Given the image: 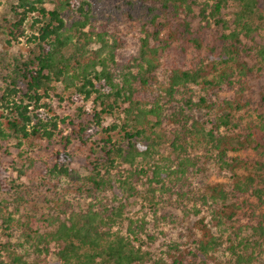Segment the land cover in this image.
<instances>
[{"label":"trees","instance_id":"1","mask_svg":"<svg viewBox=\"0 0 264 264\" xmlns=\"http://www.w3.org/2000/svg\"><path fill=\"white\" fill-rule=\"evenodd\" d=\"M234 2L231 18L228 0L5 2L0 140L61 147L48 187L0 163V264H264V42L245 41L264 13ZM58 83L65 112L43 100ZM77 149L89 174L66 164ZM59 186L87 202L22 217L6 201Z\"/></svg>","mask_w":264,"mask_h":264},{"label":"rangeland","instance_id":"2","mask_svg":"<svg viewBox=\"0 0 264 264\" xmlns=\"http://www.w3.org/2000/svg\"><path fill=\"white\" fill-rule=\"evenodd\" d=\"M7 0H0V9L2 12L5 10L2 8L5 5V2ZM17 0H14L16 3ZM134 1V0H131ZM198 2H204V0H197ZM261 1L262 10L264 13V0ZM229 7L224 9V17L231 18L234 15V11L236 10V4L234 0H228ZM127 4L125 2L124 8H126ZM2 17V16H1ZM0 17V23H2V19ZM25 26H29V22L27 21ZM216 27V26H215ZM29 31V30H28ZM27 31V32H28ZM264 31L261 33L256 34L257 41H251V39H245L248 46L259 47V45L264 42ZM16 47L19 46H26L24 48L29 52L28 44H26V38L22 37L19 42H15ZM32 46V45H31ZM92 48L96 49L98 48L97 43H92ZM256 53V52H255ZM253 64V61H251L250 65ZM2 78L0 77V86H2ZM55 87L52 89L48 95H45L44 99L45 101L52 102L51 104L54 105L58 111L63 110V105L65 102L61 103L59 100V94H62V92L65 90V85L58 83L54 84ZM72 90V89H71ZM68 92H70L68 90ZM83 96V95H82ZM14 99L19 98V95L13 94L12 96ZM80 104H83L84 110H86L89 113H93L94 109L100 108L99 103L95 100L94 97H92L90 100L81 102ZM32 106H30L31 108ZM64 111V110H63ZM65 112V111H64ZM117 114V113H115ZM120 115V114H119ZM117 115H109L106 117V120L108 122L118 119L120 116ZM60 143H53L49 145V143H44L41 146H35L28 147L27 145H19L18 141L15 139L8 140V141H2L0 140V163L3 167H5L8 170V183L14 182L18 183L21 186L26 185H32L33 183L37 182L36 185H34V189L38 186H44L46 185L48 187V184L52 182V177H54V174L50 173V168L54 165L55 161L57 160L56 157V150L60 148ZM88 150L86 149H77L73 153L72 161H67L66 164L69 165L72 168H76L79 170L80 174L86 175L89 174L91 171L92 165L88 161ZM105 171V169H103ZM107 174V173H106ZM112 178L115 177V173L110 171L108 174ZM216 175L214 174V177ZM51 178V179H50ZM41 192L37 194V198L35 196V200L30 201L27 203V198H29L28 195H26V200L24 202H17L16 198L17 195H8L6 196V201L10 203V210H15V208H18L20 210L19 213H15L16 216H24L27 212H32V208H36L34 211L38 216H40L45 210H47V207L50 204V201L54 198L56 199L58 197H61L60 194H63L67 197V200L69 202H72V206L69 205V209L67 210V213L72 209H78V203L85 204L87 202L86 199H81L79 201L78 199L74 198V195L72 192L67 191L66 188L60 186L57 187L56 191L58 195H55L51 190L40 188ZM4 196V197H5ZM20 203V204H19ZM51 205H54V203H51ZM64 208H68V205H64ZM48 211V210H47ZM199 235V234H198ZM165 245H163L160 242L159 249H165ZM163 251V250H162ZM44 257V254L41 255ZM45 258H47L45 260ZM42 263H48V264H54L56 262V256L54 254H51L47 257H45Z\"/></svg>","mask_w":264,"mask_h":264}]
</instances>
